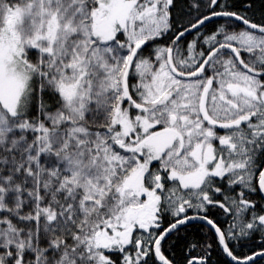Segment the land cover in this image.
I'll return each mask as SVG.
<instances>
[{"label": "snow or ice", "instance_id": "obj_1", "mask_svg": "<svg viewBox=\"0 0 264 264\" xmlns=\"http://www.w3.org/2000/svg\"><path fill=\"white\" fill-rule=\"evenodd\" d=\"M0 264H264V0H0Z\"/></svg>", "mask_w": 264, "mask_h": 264}]
</instances>
